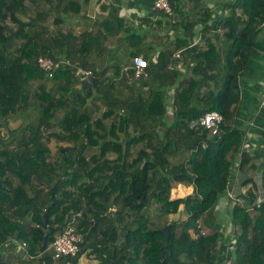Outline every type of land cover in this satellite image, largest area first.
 I'll use <instances>...</instances> for the list:
<instances>
[{"label": "trees", "instance_id": "1", "mask_svg": "<svg viewBox=\"0 0 264 264\" xmlns=\"http://www.w3.org/2000/svg\"><path fill=\"white\" fill-rule=\"evenodd\" d=\"M169 3L171 10L180 7L179 0ZM92 4L107 16L89 22ZM120 5L0 0V264H12L1 249L14 243L10 238L26 242L40 264L52 262L40 249L43 236L50 241L58 231L50 225L77 211L83 241L61 264L77 263L83 252L89 264H224L229 257L234 264H264V199L249 211L225 195L241 150L240 186L257 196L256 163L242 148L245 130L233 106L264 24V0H229L222 15L204 8L187 20L184 35L161 47L131 30ZM164 16L171 21V12ZM112 39L134 47L111 48ZM179 49L181 63L168 68ZM137 54L147 58L144 73L123 80L122 66ZM40 56L62 60L52 76L38 65ZM103 61L93 83L83 84L77 69ZM211 109L223 116L217 133L190 125ZM14 120L19 123L9 126ZM52 140L65 144L53 151ZM176 184L191 189L173 195ZM221 193L230 203L226 221L213 214ZM181 206L185 216L169 220ZM229 225L231 243L222 234Z\"/></svg>", "mask_w": 264, "mask_h": 264}, {"label": "crops", "instance_id": "2", "mask_svg": "<svg viewBox=\"0 0 264 264\" xmlns=\"http://www.w3.org/2000/svg\"><path fill=\"white\" fill-rule=\"evenodd\" d=\"M228 1L179 0L180 7L177 11L165 12L153 6L154 0H121L119 14L124 18L127 25H131L132 31L136 30L142 33L147 45L161 47L167 38L174 39L176 35H184L187 20L199 14L204 8L212 11L214 15L225 14ZM113 5H116V1L113 2ZM170 12L172 15L171 21L164 16L165 13ZM101 13L107 16L108 11H102L98 5H90L87 12L89 22L93 21L95 15ZM83 26L84 23L79 24L76 28ZM214 34L216 36L221 35V30H214ZM124 41L119 39L118 43L116 39H112L109 46L111 48L115 46H118V48L126 47L128 50L134 47L128 44V47L125 46ZM114 54L117 55L116 51ZM128 58L126 57L125 61ZM233 118L236 124L244 128L242 146L251 153L254 158L253 161L256 163L255 169L252 170V176L256 184V191L253 192L257 196L253 198L244 193L246 202L253 205L258 197L262 198L264 196V24L258 29L255 44L240 77L238 100L233 106ZM237 185L239 193L245 192V188L240 187V182ZM246 186L249 187V185ZM225 237L227 238V235ZM20 243L18 241L17 243L14 242L17 250L22 248Z\"/></svg>", "mask_w": 264, "mask_h": 264}, {"label": "built area", "instance_id": "3", "mask_svg": "<svg viewBox=\"0 0 264 264\" xmlns=\"http://www.w3.org/2000/svg\"><path fill=\"white\" fill-rule=\"evenodd\" d=\"M153 6L159 10H163L165 12H169L171 10V6L169 0H154ZM97 31V30H95ZM200 35H198L194 41L197 42L200 39ZM174 62L168 63V68L173 69L175 65L180 64L183 58L181 49L176 50L173 53ZM177 60V62H176ZM38 65L46 71L48 76H52L54 71L57 69L62 60L54 61L50 57L40 56L37 58ZM147 58L137 54L133 55L130 60L129 65L122 66V75L131 81L138 79L143 73L144 68L147 66ZM130 69L133 70V73L130 72ZM81 71L85 74H92L90 69H82L78 68L77 72ZM222 114L215 109H211L205 111L201 116L197 119L193 120L190 125L194 126L196 124H200L205 128L209 129L212 133H217L219 130V125L222 121ZM242 148H244L242 146ZM241 159V150L237 153L230 164V172L226 178L225 182V195L231 200L233 203H237L239 205H246L249 211L252 210V205L246 202L245 195L241 193H235L233 187L238 182L239 175V163ZM262 200L260 197L256 199L253 203L259 204V201ZM80 215V212H71L67 215L65 219V223L63 227L58 230L52 237V239L46 245V251L51 253L52 262L43 261L41 264H61L60 260L63 257H73L77 254L80 249L81 242L83 240L82 234L77 231L75 222L77 217ZM231 230V228H230ZM230 232V231H229ZM229 239V237H228ZM228 241V240H227ZM233 242V240H231ZM21 246H26V242H21ZM224 264H234V261L231 257L227 258L224 261Z\"/></svg>", "mask_w": 264, "mask_h": 264}, {"label": "rangeland", "instance_id": "4", "mask_svg": "<svg viewBox=\"0 0 264 264\" xmlns=\"http://www.w3.org/2000/svg\"><path fill=\"white\" fill-rule=\"evenodd\" d=\"M79 29H81V28L80 27L77 28V31H79ZM111 51H112L111 48L107 49L106 54H108ZM123 57L124 56L121 55V58H123ZM18 123H19V120L10 121L9 126L14 127ZM3 131H4V134L7 133V130H3ZM64 144H65V142H63V141L57 142L56 140H52L50 146H51V149L53 151H55L57 149L58 145H64ZM240 180H241V176L239 175L237 184H239ZM237 184L233 187V190L235 191V193H239V189H238ZM240 187L245 188V192L244 191L240 192L241 194L243 193V195H244V193H248V190H249L248 186L245 185L244 187L243 186H240ZM190 189H191L190 187H185L183 184H179V185L176 184L174 189H173L174 190L173 195H183V194L189 192ZM220 195H221L220 200L214 206L217 213L214 210L213 214H216L217 218H220L219 220L226 221V218L228 216L227 208H228L230 203L227 204L228 199L225 197L224 193H221ZM153 213L155 214V212H153ZM157 216L152 215V217H153L152 219H155L156 222L161 221V219ZM183 216H185V211H184L183 207L181 206L179 211L177 213L170 214L168 219L172 220V221H176V219L178 220L179 218H181ZM230 227H231V225H229V227H226V228H223V226H222V234L227 235V238L225 237V239H228V237H229L228 241L231 243L232 239L228 235L229 231H230ZM174 230L177 233L179 230V226L175 225ZM10 239L20 242L19 239L18 240L15 238H10ZM15 246L16 245L13 242L6 244V255H5L6 260H8L9 262H12V264H40L38 253L36 251L35 252H29L26 247H23V248L17 250ZM91 261L92 260L90 258H88V256L86 255V252H83L80 255V257L78 258L77 263H73L68 258L66 264H89Z\"/></svg>", "mask_w": 264, "mask_h": 264}, {"label": "water", "instance_id": "5", "mask_svg": "<svg viewBox=\"0 0 264 264\" xmlns=\"http://www.w3.org/2000/svg\"><path fill=\"white\" fill-rule=\"evenodd\" d=\"M104 65H105V61L101 62V64L98 67H95V68L90 69V71L93 73L97 69H101ZM77 74L82 78V83L83 84H85V85H91L93 83V75L92 74H88L87 75V74H85L84 72H81V71H78ZM122 79L125 80V77L122 76ZM61 149L63 151V148H61ZM263 192H264V190H263ZM261 199H264V196ZM63 223L58 224V225H55V226L50 225V231H53L54 229L60 230L62 228ZM169 227H170V223H166L162 227V230H164L167 233V236H169ZM47 241H48V233H46L43 236L40 249L43 252L44 257L46 255H48L49 257H51V253H49V252L46 251ZM14 242L17 243V241H14ZM18 247L20 248V246H18ZM1 249H2V256L5 257V255H6V247L5 246H2ZM123 263H124V261H121L120 262V264H123Z\"/></svg>", "mask_w": 264, "mask_h": 264}, {"label": "clouds", "instance_id": "6", "mask_svg": "<svg viewBox=\"0 0 264 264\" xmlns=\"http://www.w3.org/2000/svg\"><path fill=\"white\" fill-rule=\"evenodd\" d=\"M64 223H65V220H64ZM64 223H63V224H64ZM62 227H63V225H62ZM78 232H79V231H78ZM81 234H82V233H81ZM82 241H83V240H82ZM18 242H19V241H18ZM20 242H21V241H20ZM22 242H23V241H22ZM48 242H49V241H47V243H48ZM81 243H82V242H81ZM20 245H21V243H20ZM21 247L23 248V247H26V246H21Z\"/></svg>", "mask_w": 264, "mask_h": 264}]
</instances>
